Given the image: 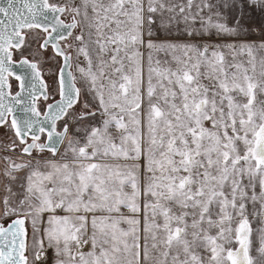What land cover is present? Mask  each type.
Returning <instances> with one entry per match:
<instances>
[{"label":"snow or ice","instance_id":"snow-or-ice-1","mask_svg":"<svg viewBox=\"0 0 264 264\" xmlns=\"http://www.w3.org/2000/svg\"><path fill=\"white\" fill-rule=\"evenodd\" d=\"M0 264H264V0H0Z\"/></svg>","mask_w":264,"mask_h":264}]
</instances>
